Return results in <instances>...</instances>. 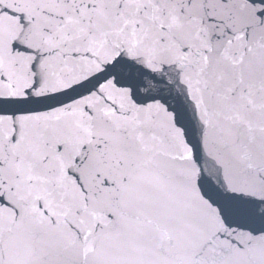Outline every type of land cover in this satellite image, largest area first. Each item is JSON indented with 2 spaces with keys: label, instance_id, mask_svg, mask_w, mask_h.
<instances>
[{
  "label": "snow or ice",
  "instance_id": "obj_1",
  "mask_svg": "<svg viewBox=\"0 0 264 264\" xmlns=\"http://www.w3.org/2000/svg\"><path fill=\"white\" fill-rule=\"evenodd\" d=\"M0 264H264V0H0Z\"/></svg>",
  "mask_w": 264,
  "mask_h": 264
}]
</instances>
